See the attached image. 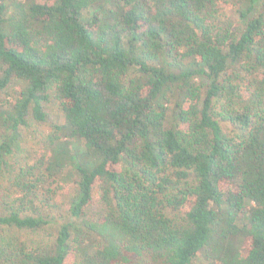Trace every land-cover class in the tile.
I'll return each instance as SVG.
<instances>
[{
	"label": "trees",
	"instance_id": "obj_1",
	"mask_svg": "<svg viewBox=\"0 0 264 264\" xmlns=\"http://www.w3.org/2000/svg\"><path fill=\"white\" fill-rule=\"evenodd\" d=\"M3 92L0 264H264V0H0Z\"/></svg>",
	"mask_w": 264,
	"mask_h": 264
},
{
	"label": "rangeland",
	"instance_id": "obj_2",
	"mask_svg": "<svg viewBox=\"0 0 264 264\" xmlns=\"http://www.w3.org/2000/svg\"><path fill=\"white\" fill-rule=\"evenodd\" d=\"M5 98V93L3 92L0 95V105L3 104V99ZM31 126L27 129H21L19 132L13 134L11 137L13 145L18 150H26V149H38L40 147V143L42 140V135L44 133H47L50 128L49 125L46 126H39L34 120H30ZM4 131L0 128V135H3ZM77 179V176L74 172L71 170H66L63 172V174L59 177V183L61 185H66L68 183H73ZM60 200L62 199V196L59 194ZM64 199H67V196L64 197ZM101 211L100 207H94L89 210V216L96 217V215L99 214Z\"/></svg>",
	"mask_w": 264,
	"mask_h": 264
}]
</instances>
